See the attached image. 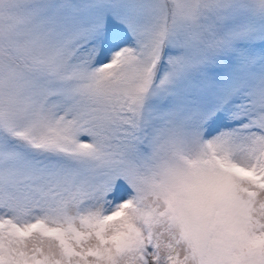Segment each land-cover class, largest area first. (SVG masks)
<instances>
[{"label":"snow or ice","instance_id":"snow-or-ice-1","mask_svg":"<svg viewBox=\"0 0 264 264\" xmlns=\"http://www.w3.org/2000/svg\"><path fill=\"white\" fill-rule=\"evenodd\" d=\"M0 264H264V0H0Z\"/></svg>","mask_w":264,"mask_h":264}]
</instances>
